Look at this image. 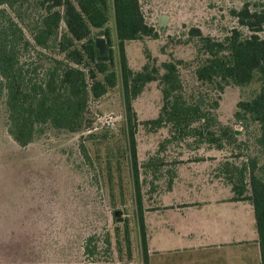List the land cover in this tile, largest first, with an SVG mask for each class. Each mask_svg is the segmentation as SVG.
<instances>
[{"label": "rangeland", "instance_id": "374dc122", "mask_svg": "<svg viewBox=\"0 0 264 264\" xmlns=\"http://www.w3.org/2000/svg\"><path fill=\"white\" fill-rule=\"evenodd\" d=\"M138 1L145 23L158 38L125 42L128 67L137 73L148 65L163 73V62L175 63L183 97L188 103L200 101L203 111L213 113L217 125L211 130L223 134V140L212 144L193 131L183 135L168 126L148 125L162 105L159 83L151 82L132 101L137 120L133 157L109 0L107 24L92 30L90 37H103L104 29L111 32L110 69L117 74V83L99 99H89L81 131L43 125L27 147H19L7 134L5 95L0 89V264H143L137 189L146 217L158 215L164 204L234 198L231 186L242 187L239 170L248 159L256 158L258 174H264V151L256 144L258 124L249 117L235 118L237 104L251 100L260 82L257 78L245 86L225 82L220 90L217 83L198 81L195 71L205 57L199 53V40L187 35L198 28L204 36L223 41L238 29L246 37L249 32L230 11L240 10L245 2L251 11H259L264 0ZM7 9L30 38L38 13L28 4ZM159 15H168L165 28L158 25ZM65 31L61 23L49 49H30L22 58L26 67L49 66L48 58L64 59L57 45ZM259 36L264 39V30ZM97 79L102 81L103 75ZM116 211L121 221L116 220Z\"/></svg>", "mask_w": 264, "mask_h": 264}, {"label": "trees", "instance_id": "16d2710c", "mask_svg": "<svg viewBox=\"0 0 264 264\" xmlns=\"http://www.w3.org/2000/svg\"><path fill=\"white\" fill-rule=\"evenodd\" d=\"M108 3L109 0H0V89L5 95L7 134L19 147H27L37 127L43 125L71 133L81 131L85 127L89 99H99L108 88L115 87L117 74L110 69L113 64L111 32L104 29L101 34L108 47L105 62L98 61L94 38L90 37L92 30H101L107 24ZM24 4L38 13L29 29L30 38L7 9ZM111 10L118 42L123 112L133 157L136 156L137 120L132 101L151 82L159 83L162 105L157 118L149 121L148 125L154 128L168 126L183 135L186 131H193L200 137L205 136V140L212 144H220L224 135L211 130L212 124L217 125L213 113L203 111L200 101L188 103L183 97L175 63L163 62V73L157 69L149 70L148 65L137 73L128 67L125 42L144 37L158 38L155 29L145 23L139 1L111 0ZM230 15L240 27L247 29L248 36L243 37L238 29H232L223 41H219L204 36L198 28L188 31V37L199 40V53L205 57L195 75L202 83L219 84L220 90H223L221 84L225 82L245 86L257 78L261 84L259 91L251 100L237 104L235 118L249 117L258 124L256 144L264 151V39L259 36L264 30V7L251 11L249 3L245 2L240 10H231ZM61 23L66 31L60 37L57 50L64 54V59L48 58L49 66L28 69L22 58L25 60V54L34 47L49 49L50 41L59 34ZM76 43H80L79 48ZM98 74L103 75L102 81L97 79ZM232 135L237 134L233 131ZM258 171V160L248 159L239 170L242 187L233 184L231 191L235 201L252 204L260 262L264 264V174L259 175ZM136 192L140 247L143 264H148L145 221L139 190ZM246 192L249 195L245 196Z\"/></svg>", "mask_w": 264, "mask_h": 264}, {"label": "crops", "instance_id": "0c3cea01", "mask_svg": "<svg viewBox=\"0 0 264 264\" xmlns=\"http://www.w3.org/2000/svg\"><path fill=\"white\" fill-rule=\"evenodd\" d=\"M162 208L144 217L148 264H261L251 202L230 196Z\"/></svg>", "mask_w": 264, "mask_h": 264}, {"label": "water", "instance_id": "95a60500", "mask_svg": "<svg viewBox=\"0 0 264 264\" xmlns=\"http://www.w3.org/2000/svg\"><path fill=\"white\" fill-rule=\"evenodd\" d=\"M158 25L161 28H165L168 23V15H159L158 18ZM94 48L96 49V55L98 61L105 62L108 59V47L106 44V41L103 37H96L94 39ZM120 212L116 211L114 213V216L117 221H121L120 217Z\"/></svg>", "mask_w": 264, "mask_h": 264}]
</instances>
